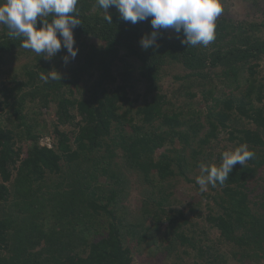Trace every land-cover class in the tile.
Instances as JSON below:
<instances>
[{
	"label": "trees",
	"instance_id": "16d2710c",
	"mask_svg": "<svg viewBox=\"0 0 264 264\" xmlns=\"http://www.w3.org/2000/svg\"><path fill=\"white\" fill-rule=\"evenodd\" d=\"M77 10L81 25L73 30L75 43L92 37L102 45L87 46L86 54L64 70L61 80L45 83L40 75L61 66L67 54L63 47L51 59L41 55L33 64L25 63L20 72L24 80L0 88L4 98L0 111L10 107L18 121L5 127L0 120V264H132V242H144L158 233L156 221L162 216L173 240L193 249L201 264H225L212 246L198 245L180 230L187 218L178 209L166 212L168 194L163 189H157L156 196L154 190L142 193L139 219H129L126 211L118 210L127 195L125 169L138 172L150 188L157 187L151 175L161 183L175 176L192 181L187 173L206 164L211 156L206 149L223 131L235 148L247 144L255 155L243 166L236 164L223 185L210 186L204 196L211 202L206 205L205 222L218 231L220 242L231 245V258L238 264H264V193L254 195L253 187L264 172V83L256 78L264 39L254 36L258 25L217 17L216 38L208 46L187 47L178 36L171 40L159 34L158 47L145 50L139 41L151 33L150 18L132 24L109 7L112 22L108 23L97 0H79ZM21 43L0 24V68L23 48ZM119 50L139 62V74L149 83V91L160 66L178 63L183 74L175 80L181 81L189 100L196 96L190 89L200 91L208 104L205 113L172 109L174 105L159 93L135 105L138 97L128 94L129 73L122 71L118 80L112 70ZM85 76L91 82L88 94L75 98L70 88L78 87ZM215 81L232 90L219 89L215 94ZM24 88L28 91L15 99L14 92ZM35 98L43 109L50 100L56 103L52 147L39 145V133L22 114L25 99ZM184 106L189 109L192 103ZM234 121L253 129L236 127ZM67 125L73 129L59 130ZM21 141L29 142L24 158L15 147ZM101 148L103 154H92ZM117 156L123 167L114 162ZM53 174L59 181H45ZM100 177L106 189L97 183ZM146 219L154 221L153 227L145 225ZM169 240L168 250L173 248Z\"/></svg>",
	"mask_w": 264,
	"mask_h": 264
},
{
	"label": "rangeland",
	"instance_id": "374dc122",
	"mask_svg": "<svg viewBox=\"0 0 264 264\" xmlns=\"http://www.w3.org/2000/svg\"><path fill=\"white\" fill-rule=\"evenodd\" d=\"M220 5L222 13L218 17L231 19L233 22L244 21L245 23L250 24L255 23L258 25L259 30L256 31L254 36L264 39V0H220ZM159 34H162L171 40H176L178 36V34L172 29H161ZM81 42L84 46L81 45ZM81 42L75 43V47L78 48L76 58L74 60H70L67 64L63 62L61 66L56 68L54 71L62 74L65 69H68V67H73L79 63L82 55L86 54L89 50V45H94L95 47L102 45L101 42H98L92 37H88ZM117 53V58L112 66V70L118 80L122 71L129 73V83L132 84V87L129 89L128 94L132 98L138 97V102L135 105H138L144 97L150 98L152 94L159 93L165 95L170 104L174 105L172 109L175 108L176 110L183 108L184 111L194 110L196 112H200L201 116L202 113H205L208 104L203 100L200 91L198 89H190V91L196 92V96L193 100H189L184 95V89L183 85H181V81L175 80V77L183 74V69L178 63L166 62L160 66L157 81L152 85V91H149V83L139 74V62L134 57L126 54L123 50H119ZM36 56L35 52L25 48L19 49L13 53L12 56H8L7 63L2 65L0 68V71H2L0 72V88L3 84L7 87H12L15 80L23 81L24 78L20 74L22 66L25 63L29 65L33 64V60ZM258 64V73L256 78L258 81L264 83V58L258 61ZM90 84L91 82L88 76H85L79 83L78 87H72L70 89L73 91L75 98H83L87 96ZM213 84L212 88H214L215 94L219 89H221L220 91H223L224 87L222 88L220 82L215 81ZM229 89L232 90V87ZM229 89H224V91L228 92ZM26 91H28V88H24L21 92L15 91L14 98H20ZM61 91L63 94L66 93L64 87ZM13 101L14 100H8L6 102L14 104L15 101ZM2 102H4V98L0 94V106H3L1 105ZM24 102L22 114L25 116V122L32 125L34 127V131L39 133V145L52 147L56 141L53 132V128L57 121L55 116L56 103L53 100H50L45 109H43L39 103V98H35L32 101L25 99ZM184 102L192 103L191 108L188 109L185 108L186 106L183 107ZM262 104H264V101ZM0 120L2 125L5 127L16 126L18 124V121L13 116V109L10 107H5L2 111H0ZM76 121H79L78 117L76 118ZM233 125L236 127L245 126L253 129L252 126H248L244 122L234 121ZM72 129L73 127L68 125L59 127L60 131L65 132H69ZM125 131L129 132V129L126 126ZM113 134L116 133H112L111 135ZM110 136L105 139L107 143H109ZM228 137V132L223 131L219 133L216 140H213L210 148L206 149L209 150L211 154L206 164L217 165L221 163L222 153L227 150L235 149V142H230ZM15 147L20 149V155L24 158L26 156V150L29 147V142H18ZM103 151L104 149L101 148L98 151H93L92 154L98 157L103 154ZM162 151V148L156 150L154 152V157L161 154ZM118 156L114 159V162L118 165V167H121L122 163L119 159L120 157ZM124 174L127 181L124 186V192H126L127 195L123 197L125 198L124 201L119 204V207H122L118 208V210L126 211L127 216L129 215V219H134V217L137 216V219L140 218L139 206L143 197L142 193L145 191L152 192V190H154V195L156 196L157 194L155 191L159 188L163 189V191L168 194V204L164 207L166 212L169 209H178L181 210L187 218V222L183 224L180 230H183L186 236L193 237L198 242V245L212 246L216 254L224 257L226 261L225 264H238L231 258V251H233L231 245L220 242L218 231L211 228L208 223L205 222V216L207 214L206 205L208 201L209 204H211V202L204 196L205 194H208L211 185L208 186L207 190H200V186L196 183V177L200 174L199 167L193 169L190 173H187V177L192 181H185L181 177L175 176L167 179V181H162L161 183L157 180L155 175H151L153 177V183L157 185L155 188H150V186L146 185L138 172L125 169ZM260 176L261 179L259 180L258 185L262 184V186H264V172H261ZM45 181L53 183L55 181H59V177L56 174L46 175ZM97 183L104 186L103 189H106V182L102 177L98 178ZM258 185L253 186L254 195L264 193V187ZM115 207L117 208L118 205ZM196 213L199 215H196ZM153 222L150 219H146L145 225L153 227ZM156 222L158 223V233L153 232V236L147 238L144 242L137 243L135 240L132 242V264H201L202 261L196 257L193 249L187 247L186 245H181L177 240H173L172 234L168 232V221L165 216L160 217V220H157ZM150 230H152V228ZM169 239L173 240V248L170 250H168L171 248Z\"/></svg>",
	"mask_w": 264,
	"mask_h": 264
},
{
	"label": "clouds",
	"instance_id": "9594fccd",
	"mask_svg": "<svg viewBox=\"0 0 264 264\" xmlns=\"http://www.w3.org/2000/svg\"><path fill=\"white\" fill-rule=\"evenodd\" d=\"M79 0H0V24L6 25L10 36L21 38V47L29 49L45 59L53 58L61 48L65 64L78 54L73 30L81 25L78 18ZM105 12L104 19L112 22L108 13L114 7L120 19L136 24L150 18L152 31L140 38L143 49L158 47L157 38L161 29H172L178 34L180 43L187 47L208 46L216 38V19L222 13L220 0H97ZM51 16L49 21L47 17ZM38 19L40 26L38 25ZM183 33L180 37L179 34ZM45 83L61 80L57 71L41 73ZM255 153L247 144L222 153L219 166L201 163L196 183L200 190L208 186L223 185L236 164L243 166Z\"/></svg>",
	"mask_w": 264,
	"mask_h": 264
}]
</instances>
